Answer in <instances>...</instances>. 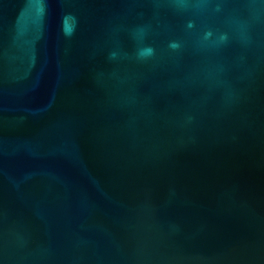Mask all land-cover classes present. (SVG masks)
Listing matches in <instances>:
<instances>
[{
  "label": "water",
  "instance_id": "1",
  "mask_svg": "<svg viewBox=\"0 0 264 264\" xmlns=\"http://www.w3.org/2000/svg\"><path fill=\"white\" fill-rule=\"evenodd\" d=\"M0 264H264V0H0Z\"/></svg>",
  "mask_w": 264,
  "mask_h": 264
}]
</instances>
